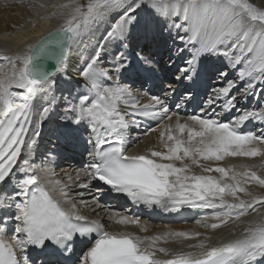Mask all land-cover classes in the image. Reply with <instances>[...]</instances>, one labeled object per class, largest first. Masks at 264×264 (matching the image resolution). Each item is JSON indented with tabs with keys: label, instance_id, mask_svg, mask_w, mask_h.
Masks as SVG:
<instances>
[{
	"label": "snow or ice",
	"instance_id": "1",
	"mask_svg": "<svg viewBox=\"0 0 264 264\" xmlns=\"http://www.w3.org/2000/svg\"><path fill=\"white\" fill-rule=\"evenodd\" d=\"M32 7L37 13L55 9L42 18L61 22L15 54L0 51V264L264 261V174L257 171L264 173V163H220L264 161V6L251 0H67ZM165 30L167 72L160 76L159 61L145 45ZM137 78L152 81L158 94L135 90ZM257 97V107H247ZM190 107L192 114H180ZM144 120L160 127L163 150L129 155L139 142L130 129ZM46 123L50 142L89 133L86 166L65 173L64 181L55 178L51 156L37 154ZM249 123L259 131L247 130ZM92 189L164 213L210 209L196 224L212 232L229 223L245 226L216 243L199 231H112V222L148 229L118 212L107 223L83 214L101 208L96 195L83 199ZM253 213L252 220L242 219ZM169 238L182 246L198 242L186 245L190 251L159 246Z\"/></svg>",
	"mask_w": 264,
	"mask_h": 264
},
{
	"label": "bare ground",
	"instance_id": "2",
	"mask_svg": "<svg viewBox=\"0 0 264 264\" xmlns=\"http://www.w3.org/2000/svg\"><path fill=\"white\" fill-rule=\"evenodd\" d=\"M22 2L24 0H0V51L5 52L9 55L15 54L16 52L22 50L27 44L29 43H35L36 40H38L41 36L46 35L48 32L51 30L59 27L60 25V20L57 18H50V19H43L42 17L49 15L53 11H56L55 9L49 7L44 11H40L37 13L36 9H34V14L35 16L38 15L36 18L33 19L30 25L27 23L31 21L32 17L25 15L26 11H20L19 8V14L18 17L15 16V14H11L9 17V22L6 23L5 21V16L8 14V5L9 3H13L17 6L19 2ZM37 3H46V4H61L67 2V0H37ZM251 2H254L258 7L259 6H264V0H251ZM17 3V4H16ZM10 9V8H9ZM15 9V8H14ZM18 12V11H17ZM9 15V14H8ZM17 15V14H16ZM33 15V16H34ZM39 18V19H38ZM13 22L15 25L14 30H11L9 28H6L7 24ZM30 23V22H29ZM164 37V38H163ZM167 37V32L163 34L162 38H152L149 37V39L146 41V49L150 48L152 51L155 47L161 45L163 48V41ZM178 42V41H177ZM152 43V46H147V44ZM170 43V40L168 41ZM159 48V49H160ZM165 49V47H164ZM157 50V49H156ZM3 61H0V63ZM166 73L159 72L160 76H164ZM148 83H152V81H147ZM143 78H137L136 82L132 84V87L135 90H140L141 88L145 89V83H147ZM145 103V102H144ZM252 101L250 100L248 102L247 107L249 108H256L252 107L251 105ZM181 115L182 112L180 113ZM150 121V120H148ZM164 123H167L165 121ZM141 126H145V124H141ZM155 131H151L149 135H143V134H138V132H135V128L130 129V137L133 141H136L137 138L139 137V142L134 144L133 148H130L129 152H132L133 154H144L150 149H157V150H163L160 148L159 144V131L160 127L155 125ZM247 130H249V126H247ZM41 137L38 138L37 140V154L38 157L40 154H45V151L49 153H53L55 157L52 158V165L51 167L53 168V171L55 172L56 176L55 178L61 179L62 181L66 180L65 173H71L73 171H82L78 165H81L84 160L87 163L88 156L87 154H83L84 149L86 145L84 142L79 141V140H73V141H68V142H60L55 140V142H52V146H49V140H50V133H49V125L46 123L42 130ZM89 134L86 132V135ZM138 134V135H137ZM58 143V144H57ZM65 146V148H69V146H76L74 147L77 151H80V155H82V158H78L77 152L71 153V150L64 151L62 150V147ZM72 148V149H74ZM49 149L51 151H49ZM73 154L75 155V158L73 157ZM58 159L59 162H65L66 160L71 161L65 162L66 166L63 167L64 169L60 172L56 169L55 167V161ZM83 160V161H82ZM76 161V163H74ZM39 162V160L37 161ZM221 165L223 166H228L230 164H250V165H259L261 163H264V161L261 160V158H227L225 161L220 162ZM78 164V165H77ZM196 172H199L200 169H195ZM258 174H264L261 173L259 169H257ZM213 175H218L216 173H213ZM250 190L253 191H260L259 189H256L255 186H251ZM76 191H82V190H76ZM75 195V192L73 193ZM96 195L98 197L99 203L101 205V208L97 209L95 213L91 211L90 208L83 209V214L88 215L91 218L95 219H100L102 222L107 223V216L114 213L118 212L121 215H128L132 217H138L143 225L147 226L148 231L147 232H141L140 228L134 225H129V226H123V225H118L115 222L111 223L110 230L112 231H122V230H127L134 232L138 235L144 236H152V235H157V234H163L169 231L176 232V231H187V232H195L199 231L202 233H206L207 235L212 236V242L216 243L218 237H226V238H231L233 234H239L240 231L243 230L244 224H233L229 223L226 227H222L215 232H212L208 229H204L197 225L196 223L190 224L189 222H186L188 219L193 218L195 214H202L203 216L205 215H210L212 210L210 209H204V210H198V209H191V208H185L186 214H179L178 217L174 216H161L159 214V210H148L142 206H137L135 209L129 207L127 205L126 208H121L122 206H126L127 202L126 200L123 202H115V204H108L106 207L110 208L107 209L104 206V202L106 199H108L111 195H105L96 192L95 189H92L91 192L85 191V195L83 199L85 200H91V196ZM77 199H80V197H77ZM117 208V209H114ZM123 209L124 212H120L119 210ZM191 210V211H190ZM262 212H264V209H261ZM255 213H253L251 216H246L242 218L243 220H252L255 217ZM181 223V224H179ZM201 237L200 239H202ZM198 240H185L184 241V246L181 244L177 243L175 238H169L168 243H163V241L160 242L159 246L167 247L170 250H178L181 247H183V250L185 251H190L194 249H188L186 247L187 244H194L197 243ZM161 259H166L170 257H166L163 254H158ZM259 264H264V261H260Z\"/></svg>",
	"mask_w": 264,
	"mask_h": 264
},
{
	"label": "rangeland",
	"instance_id": "3",
	"mask_svg": "<svg viewBox=\"0 0 264 264\" xmlns=\"http://www.w3.org/2000/svg\"><path fill=\"white\" fill-rule=\"evenodd\" d=\"M37 0H24V1H22V2H19V1H17V2H19L18 4H17V6L14 4L13 5V3H9V5H8V7L10 8H8V10H7V13L9 14H7L4 18H5V21H6V23H8L9 22V17H10V15L11 14H15V16L16 17H18V14H19V10L20 11H23V10H25L26 11V13H25V15H28V16H31L32 17V19H31V21H29L27 24L28 25H30L31 24V22L33 21V19H37L36 17L38 16V15H34V14H36V13H34V8L32 7V5L33 4H38L37 2H36ZM45 1H47V0H45ZM19 8V10H17L18 8ZM15 8V9H14ZM18 11V12H17ZM17 14V15H16ZM34 15V16H33ZM39 19V18H38ZM15 25L13 24V22H11V23H9V24H7V26H6V28H9L10 29V31L11 30H14V27ZM165 32H167L166 30H165ZM165 32H164V34H165ZM158 38V37H157ZM159 38H162V36H160ZM164 38V37H163ZM177 43H179V41L177 42ZM147 46H152V43H149V44H147ZM168 46L169 47H172V43H171V41H170V43H168ZM160 47H162L161 45H159V46H157V47H155L154 49H153V51H152V54L155 56V59L157 60V61H159V64H158V68L160 67V63L162 62V60H163V66L166 64V62H167V58H168V52H167V48H165L164 49V47L163 48H160ZM160 48V49H159ZM157 49V50H156ZM3 62H1L0 64H2ZM165 68V67H164ZM166 69V68H165ZM144 102V101H143ZM155 128V127H154ZM69 150H71L72 152H75V150H72V149H69ZM45 154H46V156H51V158H53V157H55V155H53L52 153H49V152H47V151H45ZM66 163L65 162H59L58 163V160H56V162H55V167H56V169L58 170V171H62L64 168L63 167H65L66 165H65ZM83 167H84V165L83 166H81V167H79L80 169H83ZM251 187V186H250Z\"/></svg>",
	"mask_w": 264,
	"mask_h": 264
},
{
	"label": "water",
	"instance_id": "4",
	"mask_svg": "<svg viewBox=\"0 0 264 264\" xmlns=\"http://www.w3.org/2000/svg\"><path fill=\"white\" fill-rule=\"evenodd\" d=\"M56 29V28H55ZM54 30V29H53ZM53 30H51V31H53ZM50 31V32H51ZM49 33V32H48ZM52 67V63L51 62H49V68H51Z\"/></svg>",
	"mask_w": 264,
	"mask_h": 264
}]
</instances>
